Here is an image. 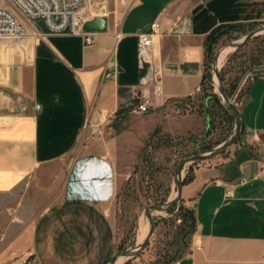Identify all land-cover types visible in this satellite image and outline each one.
I'll return each mask as SVG.
<instances>
[{"label":"crops","instance_id":"crops-1","mask_svg":"<svg viewBox=\"0 0 264 264\" xmlns=\"http://www.w3.org/2000/svg\"><path fill=\"white\" fill-rule=\"evenodd\" d=\"M208 1L91 0L87 20L107 19L91 45L21 17L37 35L0 51V264L26 256L35 264H107L116 243L118 138L103 129L134 118L137 96L153 100L138 114L149 125L173 135L199 128L198 115L173 121L167 110L206 82L207 34L195 32L194 11ZM154 23L157 95L141 85L137 55L138 34H152ZM239 110L237 144L198 164L183 185L196 227L173 264H264V74Z\"/></svg>","mask_w":264,"mask_h":264},{"label":"rangeland","instance_id":"rangeland-1","mask_svg":"<svg viewBox=\"0 0 264 264\" xmlns=\"http://www.w3.org/2000/svg\"><path fill=\"white\" fill-rule=\"evenodd\" d=\"M2 5L10 8L19 18L23 16L10 0H2ZM251 13L252 19L243 20L242 28L230 30L220 37L213 56L208 58L213 89L169 104L167 110L169 118H174L173 121H176L180 117L198 115L200 117L199 128L185 134L173 135L165 132L163 125H149L138 114H135L134 118L118 122V128H111L109 122L106 123L103 131L107 139L116 136L118 138L114 147H111L118 183L117 207L113 219L116 243L112 256L119 251L136 249L142 243L138 240L140 227L147 226V234L150 230V223L146 216L148 208L164 205L177 197L176 172L180 161L210 152L233 134L235 121H229L228 116L215 108L208 99L212 95L220 99L218 81L213 72V62L215 53L220 47L240 41L252 31L264 26V5L251 7L246 14ZM31 23L34 27L35 23L40 28L46 26L42 19H33ZM259 37L258 40L252 39L242 48L241 56L232 60L225 74V88L231 91L230 100L238 109L241 108L245 90L252 78L257 74H264L263 59L259 64L252 65L249 61L242 67L239 66L244 59L251 55L258 56L261 53L264 47L262 44L264 32ZM230 50L220 64L221 71L227 65L228 59L237 51ZM246 77H248L247 80ZM239 87L241 90L237 94ZM209 109L214 113L212 123ZM232 147L228 151H231ZM215 158L187 164L183 171V181L191 179L192 171L198 164ZM35 196L41 201L43 195L39 192ZM192 211H194L193 200L185 198L183 194L181 201L170 211H155L153 213L155 231L149 244L137 257L121 258L122 260L119 259L117 264H165L187 252L186 243L190 240V212Z\"/></svg>","mask_w":264,"mask_h":264},{"label":"built area","instance_id":"built-area-1","mask_svg":"<svg viewBox=\"0 0 264 264\" xmlns=\"http://www.w3.org/2000/svg\"><path fill=\"white\" fill-rule=\"evenodd\" d=\"M22 15L29 20L42 19L52 33L69 34L82 37L86 45L94 44L98 33L86 32L87 14L91 0H10ZM159 24L152 25V34L139 33L137 40V55L141 70L142 86H153L154 95L159 93L161 84V67L153 60L152 35L159 29ZM37 34H30L24 21L19 18L0 0V51L7 47H18L25 39ZM246 80L248 77L245 78ZM253 79V78H252ZM241 87L238 88L237 94ZM230 99V98H229ZM168 103V102H167ZM153 104L152 98L137 96L133 112L147 114ZM110 191L107 195L111 196ZM103 198L101 196H97ZM19 264H35L31 256L21 259Z\"/></svg>","mask_w":264,"mask_h":264},{"label":"trees","instance_id":"trees-1","mask_svg":"<svg viewBox=\"0 0 264 264\" xmlns=\"http://www.w3.org/2000/svg\"><path fill=\"white\" fill-rule=\"evenodd\" d=\"M256 5H262V4L242 3L239 0H210V1H208V3L206 4L205 7L199 6L195 9V11H194L195 32L207 34L208 58L213 56L216 44L218 43L220 37L223 34H227L230 30L242 28L243 25L241 22L243 20L252 19V17H251L252 13L251 14H246V13L251 7H254ZM259 38L260 37L257 36L253 40H258ZM262 44L264 45V38L262 39ZM242 48L237 49V51L228 59V62H227V65L225 66V68H223V70L221 71V77H222L223 81H225V74H226L227 69L230 66L232 60L235 59L236 57L238 58L239 55L241 56L240 52H241ZM262 59L264 61V47L258 56L257 55L256 56L251 55L249 58H246L243 61H241L239 63V66L242 67L243 65L247 64L249 61L252 65L259 64V62ZM259 76H260V74H257L252 79V81L248 84V86L245 90V93H244V98L248 94V91L251 87L253 80L258 78ZM205 81L206 82H205V84H203L201 92H205L209 89H211V90L213 89L212 75H211V73H209L208 62H207V73L205 74ZM209 84H210V86H209ZM226 93H227L228 97L230 98L231 91H229V89H226ZM217 98L218 97H216L215 95L208 97V99L212 101L213 106L215 108H217L221 112H224V114H226L228 116L229 121L234 122V118H233L232 114L225 108V106L222 104L221 100L218 101ZM209 114L211 116L210 122L212 123V121H213L212 118H213L214 113L211 109H209ZM226 152H228V150ZM187 182L188 181H183V185H185ZM190 216H191V230H190L189 235H190V240H191V237L194 234L195 227H196V219H195L194 211L190 212ZM190 240H189V242L186 243L188 250H189ZM187 252L180 255L177 259H174L171 262H167L165 264L175 263L176 261L181 259ZM109 261H110V259L108 260V262Z\"/></svg>","mask_w":264,"mask_h":264},{"label":"water","instance_id":"water-1","mask_svg":"<svg viewBox=\"0 0 264 264\" xmlns=\"http://www.w3.org/2000/svg\"><path fill=\"white\" fill-rule=\"evenodd\" d=\"M84 30L86 32H93V33H105L107 32V19L106 18H95L93 20L87 21L84 25ZM264 32V26L260 27L254 31H252L250 34L245 36L242 40L237 42L228 43L222 47H220L217 52L215 53L214 62H213V72L217 78L218 81V90L220 93V99L217 98V100H221L222 104L225 106V108L232 114L234 121H235V128L233 131V134L231 137L226 140L224 143H222L220 146L216 147L215 149L211 150L210 152L206 154H200L196 155L194 157L186 158L180 161L177 172H176V179H177V197L174 199L168 201L164 205L157 206L155 208H148L146 210V216L150 223V230L145 237V239L142 241V243L136 248L132 250H126V251H119L116 254H114L109 264H117L119 259L121 258H134L137 257L149 244L154 231H155V221L153 220V213L156 212H168L170 211L177 203H179L182 199V191H183V171L187 164L191 163H197L206 161L212 158H215L217 156H220L224 154L228 149H230L233 145H235L241 134L243 129V116L238 109L236 105H234L231 100L229 99L225 83L221 77V69L219 64V58L221 54L227 50V49H240L244 47L249 41L254 39L255 37L259 36Z\"/></svg>","mask_w":264,"mask_h":264},{"label":"bare ground","instance_id":"bare-ground-1","mask_svg":"<svg viewBox=\"0 0 264 264\" xmlns=\"http://www.w3.org/2000/svg\"><path fill=\"white\" fill-rule=\"evenodd\" d=\"M229 51H231L230 49H227V50H225L222 54H221V56H220V58H219V64H221L223 61H224V59L226 58V56L228 55V53H229ZM221 66V65H220ZM160 215V214H159ZM145 223V222H144ZM147 230H148V227L147 226H141L140 227V229H139V237H138V240H139V242L141 243L142 241H143V239L146 237V235H147ZM122 260V259H121Z\"/></svg>","mask_w":264,"mask_h":264}]
</instances>
